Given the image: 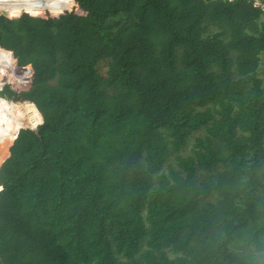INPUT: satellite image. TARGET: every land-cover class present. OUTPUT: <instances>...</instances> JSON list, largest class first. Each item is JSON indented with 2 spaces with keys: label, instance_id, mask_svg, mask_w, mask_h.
I'll return each mask as SVG.
<instances>
[{
  "label": "trees",
  "instance_id": "obj_1",
  "mask_svg": "<svg viewBox=\"0 0 264 264\" xmlns=\"http://www.w3.org/2000/svg\"><path fill=\"white\" fill-rule=\"evenodd\" d=\"M4 9L0 264H264V7Z\"/></svg>",
  "mask_w": 264,
  "mask_h": 264
},
{
  "label": "rangeland",
  "instance_id": "obj_2",
  "mask_svg": "<svg viewBox=\"0 0 264 264\" xmlns=\"http://www.w3.org/2000/svg\"><path fill=\"white\" fill-rule=\"evenodd\" d=\"M11 3H12V0H2V1L0 2V7H2V8H0V9L5 10L4 8H10ZM255 4L264 7V1H263V0H255ZM70 10H79L78 4L76 3L75 5H73V6L71 7ZM5 11H7L9 15H11V14L9 13L8 10H5ZM21 12H25V11L21 10L20 13H21ZM20 13H19V14H20ZM45 13H50V12H48V11H44V12L41 13V14H45ZM12 57H13L14 60H16V58L18 57V55H15V54L12 53ZM1 69H2V68H1ZM99 69H100V70H103V63L99 65ZM19 72H20V75H22L23 71L21 70V68H20ZM26 72H27V71H26ZM260 72H261V74H264V52L261 54ZM0 74H1V75H0L1 77H2V76H3V77H4V76L6 77V74H4V71H3V72H0ZM0 86L2 87V88L0 89V99H5V100H3V101H5V102H7L8 104H10L9 100H6V99L10 98V96L7 95L8 92H10V88L8 87L7 80H5L4 83L1 84ZM38 94H39V86H38L37 96H38ZM26 95L29 96V98H30L33 94H32V93H30V94L26 93ZM14 99H15V98H14ZM33 105H34V108H35L36 112L39 114L38 109L36 108V105H35V100H34V102H33ZM19 112H20V115H21L22 112H21L20 110H19ZM39 116H40V119L42 120L40 114H39ZM26 119H28V114H27V117H25V114H24L23 116L21 115V117H20L19 119H17V121H18L17 125L19 126V125L23 124L22 127H25V121H26ZM20 123H21V124H20ZM40 123H41V122H40ZM40 123L37 124L36 126L32 127V128L35 129V130H37V128H38V126L40 125ZM22 127H20V128H22ZM16 128H17V127H16ZM14 130H15V125H14V123H12V124H11V132H10L9 135H8V134H4V133H3V134H4V135H3V134L1 133V131H0V135H2V139H3V141H2V140L0 141V166H1V164L4 162V160H5V158H6L7 154H8V149H9V147L11 146V144H12L13 141H14V139H13V136H14L13 132H14ZM200 133H201V132H195V133L190 137V139H189L190 141H189V142L192 141V139H193L194 136H196V135H198V134L200 135ZM14 138H15V137H14ZM185 151H186V152L188 151V147L185 148L184 152H185ZM261 252L264 253V246L261 247Z\"/></svg>",
  "mask_w": 264,
  "mask_h": 264
},
{
  "label": "water",
  "instance_id": "obj_3",
  "mask_svg": "<svg viewBox=\"0 0 264 264\" xmlns=\"http://www.w3.org/2000/svg\"><path fill=\"white\" fill-rule=\"evenodd\" d=\"M253 1H255V0H253ZM264 1V0H263ZM67 10V9H66ZM69 10V9H68ZM26 12V11H25ZM11 16H15V15H11ZM0 49H2V48H0ZM2 50H4V51H8V50H5V49H2ZM8 52H10L11 54H12V52L11 51H8ZM34 57H36L37 59V61H38V63H39V70H38V72H37V77H38V86H39V92H40V76H39V73H40V70H41V59H40V56H34ZM36 99H37V96H36V98H35V101H36ZM39 112V111H38ZM39 114H40V112H39ZM29 115V114H28ZM41 115V114H40ZM25 117H27V114H25ZM42 118V117H41ZM41 123H42V120H41ZM40 123V124H41ZM22 128H30L31 130H33V131H37V130H35V129H33L32 127H31V121L29 120V119H26V121H25V127H22ZM21 129V128H20ZM19 129V130H20ZM19 130L17 131V134H18V132H19Z\"/></svg>",
  "mask_w": 264,
  "mask_h": 264
},
{
  "label": "bare ground",
  "instance_id": "obj_4",
  "mask_svg": "<svg viewBox=\"0 0 264 264\" xmlns=\"http://www.w3.org/2000/svg\"><path fill=\"white\" fill-rule=\"evenodd\" d=\"M1 69V68H0ZM3 69V68H2ZM4 74H6V70L4 69ZM6 80V77L4 76V81Z\"/></svg>",
  "mask_w": 264,
  "mask_h": 264
}]
</instances>
